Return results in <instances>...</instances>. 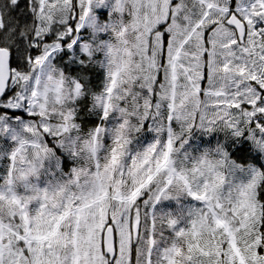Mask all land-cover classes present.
<instances>
[{"label":"snow or ice","instance_id":"1","mask_svg":"<svg viewBox=\"0 0 264 264\" xmlns=\"http://www.w3.org/2000/svg\"><path fill=\"white\" fill-rule=\"evenodd\" d=\"M0 264H264V0L0 4Z\"/></svg>","mask_w":264,"mask_h":264},{"label":"rangeland","instance_id":"2","mask_svg":"<svg viewBox=\"0 0 264 264\" xmlns=\"http://www.w3.org/2000/svg\"><path fill=\"white\" fill-rule=\"evenodd\" d=\"M4 2H5V0H3L2 3H0V4H3ZM149 142H150V141H149ZM249 167H257V166L252 165V166H249Z\"/></svg>","mask_w":264,"mask_h":264},{"label":"trees","instance_id":"3","mask_svg":"<svg viewBox=\"0 0 264 264\" xmlns=\"http://www.w3.org/2000/svg\"><path fill=\"white\" fill-rule=\"evenodd\" d=\"M249 165H252V163L250 162V164Z\"/></svg>","mask_w":264,"mask_h":264}]
</instances>
